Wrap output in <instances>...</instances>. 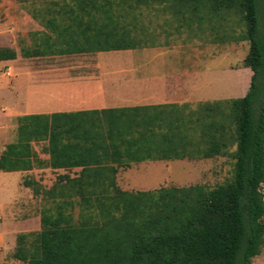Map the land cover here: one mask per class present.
Returning a JSON list of instances; mask_svg holds the SVG:
<instances>
[{
	"label": "trees",
	"instance_id": "obj_1",
	"mask_svg": "<svg viewBox=\"0 0 264 264\" xmlns=\"http://www.w3.org/2000/svg\"><path fill=\"white\" fill-rule=\"evenodd\" d=\"M143 9L169 11L177 30L249 42L250 90L200 104V115L171 106L20 118V147L0 158V171L19 169L34 140L49 143L47 166L82 168L42 190V231L30 251L21 237L15 255L25 264H253L263 251L264 0H47L32 16L48 33L22 57L140 51L132 32ZM231 17L245 26L242 35L227 27ZM16 59L15 50L0 48V62ZM216 157L232 159L234 175L214 188L126 192L117 185L120 169L133 165Z\"/></svg>",
	"mask_w": 264,
	"mask_h": 264
},
{
	"label": "crops",
	"instance_id": "obj_2",
	"mask_svg": "<svg viewBox=\"0 0 264 264\" xmlns=\"http://www.w3.org/2000/svg\"><path fill=\"white\" fill-rule=\"evenodd\" d=\"M168 12L162 11L165 21L169 25L176 23L170 12L171 16H167ZM186 28L191 34L199 31L196 27L190 29L186 26ZM175 31L180 32L176 28ZM210 34L218 36L212 32ZM2 35L0 16V46ZM218 43L219 45L227 44L221 39L218 40ZM219 45L215 47V52L209 53L206 50L202 53L212 54L213 57L221 54L228 55V51H222L223 48ZM97 55H84L83 57L93 56L96 58V64L75 70L26 67L23 66L24 63L21 62L20 56L14 61L0 62L4 82L0 83V123L4 124L0 127V158L10 151V147H20L18 130L20 124L17 126V133L15 132L13 136H11L7 124L15 120L19 123L20 118L28 115L42 116L137 107L164 109V107L171 106L184 107L226 101L242 95L245 91H247V95L253 77V71L250 68L230 66L231 64L223 70L193 72L186 69L187 67L182 64L154 63V58L142 57L146 55L137 53V51H124L118 57H114L113 61L109 58L111 62L108 64H102L103 58H100L99 55L97 57ZM194 56L196 55L194 54ZM11 70L15 78L14 84L5 82L11 75ZM247 70L248 72L251 71L248 73L249 75L246 74ZM246 76L249 77V88H246ZM25 81L44 88L59 89L54 99L56 100L55 105H58L60 109L27 112L25 109L29 104L27 102V90L23 87ZM237 91L240 92L237 93ZM22 147L26 149L25 145ZM29 147L28 155L31 156L26 159L23 158L20 162L22 166L19 169L0 171V264H4L10 255H13L14 259L9 264H25L15 256L18 248H20L21 237H28L23 247L30 251L33 247V241L42 231V209L40 212L38 211L36 200L38 196L34 191L35 186L41 185L45 189L47 187L46 190H48L60 176L76 177L82 170V168L53 169L47 166L50 160L47 141L34 140ZM25 153L28 151L26 150ZM175 161L181 162V160ZM158 162L166 161L151 162L150 164H160ZM132 170L133 167L120 169L118 173L117 185L123 191L147 192L159 188L161 184L156 178L159 172L161 181H164L163 168L159 170L158 165H152L148 169L153 176L149 177L148 180L139 177L124 181L123 177H130L131 173L129 172ZM52 179H55V182ZM140 187L142 190H139ZM8 206L12 207V216L6 212ZM34 236V240L29 239Z\"/></svg>",
	"mask_w": 264,
	"mask_h": 264
},
{
	"label": "rangeland",
	"instance_id": "obj_3",
	"mask_svg": "<svg viewBox=\"0 0 264 264\" xmlns=\"http://www.w3.org/2000/svg\"><path fill=\"white\" fill-rule=\"evenodd\" d=\"M47 0H1V24H2V44L1 48H10L17 52L18 56L21 57V62L23 66L36 68V69H78L85 66H90L96 64L97 59L93 56H69V57H55V58H32L24 59L22 57V50L32 49L40 41V38L44 36V33H48L45 27H43L40 22L35 20L32 16V12L36 8L46 7ZM167 16H171L167 13ZM233 18V17H231ZM229 19L228 28H235L237 35H242L245 30L244 25L233 24L234 18ZM169 20L171 18H168ZM263 22L264 18L262 17ZM237 20V18H236ZM179 26L178 23H173L169 25L167 21L163 18V13L148 11L146 9L142 10V16L139 18V26L133 29L132 35L137 36L141 45L143 46L140 51L141 53L148 57L154 58V63H168V64H182L193 72H208L214 71L215 69H221L230 66H244V61L250 51L249 42H236L230 41L227 44L219 45V38L210 34V30L207 29L206 33H200V31L194 34L190 33L186 27L175 31V28ZM209 28V24L204 25ZM222 47V51H228V55H215L213 57L210 52L216 51V46ZM208 47V49H206ZM209 51V53H202V51ZM128 52V51H127ZM122 52H109L104 54H98L102 64H108L114 60V57H118ZM194 54L197 56H194ZM97 55V57H98ZM111 58V59H109ZM116 59V58H115ZM115 62V61H114ZM193 66L194 68H192ZM179 68V67H177ZM192 68V69H191ZM213 69V70H212ZM13 71L11 70V75L5 80L7 83L14 84L15 78L13 76ZM249 72H251L249 70ZM248 70L246 72L249 75ZM3 69L0 67V83H4L2 79ZM23 80V79H22ZM241 80V79H239ZM238 80V81H239ZM246 88H249L248 82L249 77L245 78ZM252 82V81H251ZM24 89L27 90V102L29 106L25 109L27 112H34L37 110L49 111V110H59L60 107L55 105L56 100L54 96L59 92V89L54 87H41L39 85H34L28 81H25ZM240 91H237V93ZM236 93V94H237ZM245 91L242 95L234 97L232 99L243 98L246 95ZM230 94V92H229ZM215 96V95H214ZM200 104L194 106L188 105L186 107L185 114L189 115L194 113V115L204 114L202 108L199 107ZM1 114V113H0ZM32 116V115H28ZM26 116V117H28ZM17 120L7 124L9 126V131L11 136L17 133ZM4 124L0 123V127ZM235 150V147L231 149ZM157 162V161H153ZM151 162H144L137 164V166H132L133 170L129 176H124L123 180H131L135 178L142 177L146 180L149 177H153L150 169L153 166L158 165L159 170L163 168V178L156 176L159 179L160 189L162 187H191L195 185H203L207 188H214L220 184H223L233 178L234 175V161L228 157H216L207 160H181L179 161H166L158 162L160 164H150ZM131 167V168H132ZM55 182V179H52ZM51 185V183H50ZM45 187L47 185H44ZM39 190L41 193L37 195L36 198L38 202V211L40 212L43 207V193L42 190L46 189L39 185ZM155 189V190H157ZM139 190H142L140 187ZM12 207H7V213L13 215ZM2 226V225H1ZM34 240L35 236L29 238ZM8 259L4 264H9L11 260L14 259L13 255L7 257ZM253 264H264V246L263 251L260 256L253 259Z\"/></svg>",
	"mask_w": 264,
	"mask_h": 264
}]
</instances>
